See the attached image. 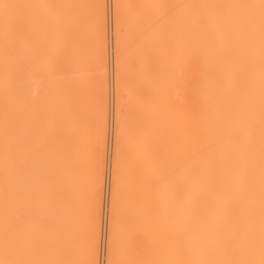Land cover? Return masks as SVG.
I'll return each instance as SVG.
<instances>
[{"label": "bare ground", "instance_id": "6f19581e", "mask_svg": "<svg viewBox=\"0 0 264 264\" xmlns=\"http://www.w3.org/2000/svg\"><path fill=\"white\" fill-rule=\"evenodd\" d=\"M123 5L108 264H264V0ZM104 11L0 0V264H96L106 101L50 74L83 66L90 27L103 64Z\"/></svg>", "mask_w": 264, "mask_h": 264}, {"label": "rangeland", "instance_id": "374dc122", "mask_svg": "<svg viewBox=\"0 0 264 264\" xmlns=\"http://www.w3.org/2000/svg\"><path fill=\"white\" fill-rule=\"evenodd\" d=\"M91 0H87L90 2ZM105 2V21H104V58L103 64H97L95 54L93 51V37H92V28L87 29L86 39L87 46L89 48L87 56L84 60L83 66L78 71L68 72L67 74H50L52 75V80H57L60 77L64 78H75L79 80H84L87 82L88 89L87 95L89 96V103L94 104L95 100L98 98V94L100 96L101 90L103 91L104 99L106 101V128L104 134V156L102 161V180H101V192H100V218H99V230H98V250H97V259L96 264H108L111 261L116 259L114 253L109 252V243H110V231H111V193H112V181L115 173V168L113 165V155H114V144L116 141L115 138V125H116V100L118 98V92L116 88V81L118 80V72L116 69L117 66V47H116V15L117 12H124L125 5L122 6L123 0H104ZM124 9V10H123ZM88 12V21L91 22V6L87 10ZM176 70V71H175ZM173 75L174 78H171L169 81V96L175 100L176 106L173 114H176V118L181 111L180 103L183 105L186 92L184 88L183 78V70L180 68L175 69ZM182 74V75H180ZM48 75H38V77L32 79L35 86L40 87L47 79ZM105 77L106 79V87L103 90L101 87H97L101 78ZM180 83H179V82ZM173 85L171 86V84ZM179 83V84H178ZM183 84V86L181 85ZM176 86V87H175ZM175 88V89H174ZM171 90V91H170ZM184 92V93H183ZM172 93V94H171ZM184 95H183V94ZM173 96V97H172ZM117 97V98H116ZM88 98V97H87ZM183 98V99H181ZM180 100L179 104L178 101ZM93 107V108H92ZM92 111L94 109V105L91 106ZM90 108V109H91ZM179 110L177 112V110ZM181 108V109H180ZM173 125H177V123H173ZM89 163H91V159H89ZM122 171V170H121ZM121 171H119L121 173ZM122 171L121 176H125V173ZM86 180L89 178V172L86 173ZM119 174V173H118ZM123 174V175H122ZM120 175V174H119ZM120 176V177H121ZM123 178V177H122ZM110 230V231H109Z\"/></svg>", "mask_w": 264, "mask_h": 264}]
</instances>
